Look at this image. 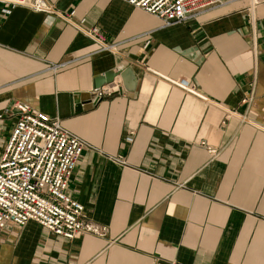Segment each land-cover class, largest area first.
I'll return each mask as SVG.
<instances>
[{
    "label": "crops",
    "instance_id": "obj_1",
    "mask_svg": "<svg viewBox=\"0 0 264 264\" xmlns=\"http://www.w3.org/2000/svg\"><path fill=\"white\" fill-rule=\"evenodd\" d=\"M48 1L0 2V154L16 101L58 118L86 143L68 193L105 232L6 225L0 264H264V0L169 27L123 0ZM107 72L118 91L93 102Z\"/></svg>",
    "mask_w": 264,
    "mask_h": 264
},
{
    "label": "built area",
    "instance_id": "obj_2",
    "mask_svg": "<svg viewBox=\"0 0 264 264\" xmlns=\"http://www.w3.org/2000/svg\"><path fill=\"white\" fill-rule=\"evenodd\" d=\"M133 7L158 17L162 27H169L218 5V0H123ZM253 12L257 0H249ZM12 7L56 12L48 0H0ZM86 35L102 50H113L103 36L91 28ZM63 64L51 63L50 71ZM186 86V84L184 85ZM194 90V86H189ZM118 91L110 82L92 92L96 102ZM247 101L250 98L246 99ZM15 122L0 154V229L6 225L23 226L34 221L53 235L73 239L79 232L103 235L105 227L83 220V205L68 193V182L86 143L64 128L60 120L16 101ZM214 153V149H210Z\"/></svg>",
    "mask_w": 264,
    "mask_h": 264
},
{
    "label": "water",
    "instance_id": "obj_3",
    "mask_svg": "<svg viewBox=\"0 0 264 264\" xmlns=\"http://www.w3.org/2000/svg\"><path fill=\"white\" fill-rule=\"evenodd\" d=\"M120 73L118 72H107L101 75L96 81H95V87L98 88L106 83L112 82L114 77ZM78 101H76L77 103Z\"/></svg>",
    "mask_w": 264,
    "mask_h": 264
}]
</instances>
